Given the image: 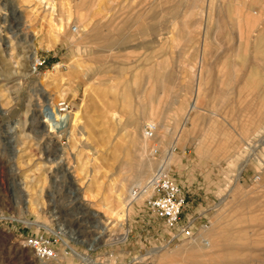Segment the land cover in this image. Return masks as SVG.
Instances as JSON below:
<instances>
[{"label":"rangeland","instance_id":"374dc122","mask_svg":"<svg viewBox=\"0 0 264 264\" xmlns=\"http://www.w3.org/2000/svg\"><path fill=\"white\" fill-rule=\"evenodd\" d=\"M161 166L193 238L170 243L151 192L137 199ZM196 237L211 255H165ZM0 264H264V0H0Z\"/></svg>","mask_w":264,"mask_h":264},{"label":"built area","instance_id":"2783aa9c","mask_svg":"<svg viewBox=\"0 0 264 264\" xmlns=\"http://www.w3.org/2000/svg\"><path fill=\"white\" fill-rule=\"evenodd\" d=\"M76 30V26H73ZM31 65L33 73L39 72L40 68L47 63L46 58L40 56ZM63 113L69 111L70 104L66 100L57 103ZM156 132L155 125H148L145 128V135L153 137ZM151 187V194L148 197V204L156 216L162 219L168 229L170 243L180 242L184 239L193 238L196 234L192 219H183V213L187 204V195L182 185L171 175L167 169H158L148 182ZM60 238L58 233L55 235ZM54 237L45 235H34L26 238V246L32 250L38 258L49 259L57 256Z\"/></svg>","mask_w":264,"mask_h":264},{"label":"bare ground","instance_id":"6f19581e","mask_svg":"<svg viewBox=\"0 0 264 264\" xmlns=\"http://www.w3.org/2000/svg\"><path fill=\"white\" fill-rule=\"evenodd\" d=\"M181 1H183V2H186V3H193V2H195L196 0H181ZM200 1V0H199ZM177 2H180V1H177ZM64 25H63V23H60V27L62 28ZM76 26V25H75ZM61 30H63V29H61ZM79 30V28L76 26V30H73L72 29V31H75V32H77ZM122 32V31H121ZM93 34V33H92ZM56 41V40H55ZM53 39H50L49 40V42H48V48H51L52 46H53V43L55 42ZM27 42L29 43L30 42V44H29V46H30V51H31V53L29 54V60L31 61V62H33V61H35V59H37V57H38V48H36V46H35V40H33V39H31V40H29V39H27ZM34 63H31V65H33ZM54 72L53 71H48V73H47V78L49 77V79H51V78H53V77H58L59 75H61V70H60V64H56L55 65V67H54ZM60 78V77H59ZM61 79V78H60ZM58 81V80H57ZM64 89V88H63ZM66 90H62L61 91V97L63 98V100H65V97H66ZM49 100L51 101V98H49ZM197 102V101H196ZM196 102H193V104L191 105V110L192 109H195V108H197L198 106H197V103ZM191 104V103H190ZM58 105V104H57ZM56 108H57V112L58 113H61L62 115H66L67 113H69L70 111H68V112H66V113H62L61 111H60V109L58 108V106H56ZM187 110H188V108H187ZM186 110V111H187ZM190 110V109H189ZM188 110V111H189ZM47 113H49V114H51V115H53L54 116V111H53V109L51 108V107H48V109H47V111H46ZM184 114H186V117L188 118V116H189V113L187 114V113H184ZM183 114V115H184ZM182 115V116H183ZM183 117H185V116H183ZM185 117V118H186ZM180 119V118H179ZM74 121V120H73ZM177 124V123H176ZM144 133H145V131H144ZM138 137H139V134H138ZM138 137H136L137 138V141L139 142V144H140V146H141V150L143 151V153H145V152H147L148 150H149V148H150V142H149V140H147V139H145V138H138ZM152 138V137H151ZM152 143V142H151ZM154 143H156L155 141H154ZM157 144H159V143H157ZM153 146V145H152ZM176 156V155H175ZM174 155H172L171 156V159H173L172 161L174 162V160L176 161L177 160V158L175 157ZM171 161V160H170ZM168 165V164H167ZM145 166H147V170L144 172V175H143V177H140L141 179H139L138 181H137V184L138 185H141V184H143V181L145 180V178H147L149 175H150V173H151V171L153 170V166H154V162L151 160V159H149V160H147L146 162H145ZM242 167V166H241ZM243 167H244V165H243ZM243 167L242 168H240L239 169V172H241L242 171V169H243ZM159 169H165L166 170V167H164V166H161V168H159ZM138 179V178H137ZM133 182V181H132ZM148 182H149V180H148ZM146 187V189L148 188V190H146L145 192H144V194L141 196V197H139V198H137V199H141L145 194H148L150 191H151V185L149 184V183H147V185L145 186ZM122 195V194H121ZM120 196V195H119ZM118 196V197H119ZM128 198V197H127ZM125 199V198H124ZM136 199V198H135ZM122 200V199H121ZM129 200V199H128ZM137 201V200H136ZM120 202V201H119ZM121 203V202H120ZM132 202H130V200L127 202V200L125 199V201H124V203L123 204H121V207L118 209V210H115V209H113L112 207H111V205L108 203L107 204V209L108 210H110L111 212H113V214L115 215V216H117V218L118 219H123V218H126V216L128 215V213H129V211H130V209H131V207L132 206H130V204H131ZM120 206V205H119ZM208 235L210 234V231H208L207 230V232H206ZM214 234V233H213ZM212 234V235H213ZM210 236V235H209ZM213 236H215V235H213ZM201 237V236H200ZM204 238V237H203ZM215 237H213V239H214ZM209 239V238H208ZM212 239V240H213ZM193 242H190V243H188V244H186V246L185 247H183V249L179 252V251H177V252H167V254H165L167 257H169L170 259H175L176 257H177V255H178V253L180 254V253H184V252H188V251H191V250H197V251H199L200 253H201V255L202 256H209V254L210 253H212V251L211 252H204L203 250H201V248L202 247H200V246H197V244H196V242L198 241V239H197V237H196V239H193L192 240ZM216 241V240H215ZM203 242V241H202ZM205 242H206V244L205 245H207V247H212L211 246V243H213V241L210 243L209 242V240H205ZM220 242V241H219ZM203 244V243H202ZM216 244V243H215ZM204 245V244H203ZM213 245H214V243H213ZM215 246V245H214ZM204 247H206V246H204ZM206 247V248H207ZM213 248H215V247H212V248H210L211 250L213 249ZM162 249V248H161ZM217 249V248H216ZM167 250V249H166ZM166 253V252H165ZM217 253V252H216ZM75 254H77V253H75ZM74 255V254H73ZM211 255V254H210ZM80 257H82V256H80ZM166 257V258H167ZM179 257V256H178ZM190 257V256H189Z\"/></svg>","mask_w":264,"mask_h":264}]
</instances>
